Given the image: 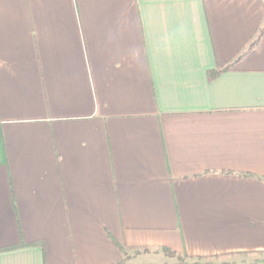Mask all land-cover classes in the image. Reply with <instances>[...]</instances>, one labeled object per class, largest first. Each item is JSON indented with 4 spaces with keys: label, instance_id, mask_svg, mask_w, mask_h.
Listing matches in <instances>:
<instances>
[{
    "label": "crops",
    "instance_id": "crops-1",
    "mask_svg": "<svg viewBox=\"0 0 264 264\" xmlns=\"http://www.w3.org/2000/svg\"><path fill=\"white\" fill-rule=\"evenodd\" d=\"M263 23V0H0V264H262Z\"/></svg>",
    "mask_w": 264,
    "mask_h": 264
},
{
    "label": "trees",
    "instance_id": "trees-1",
    "mask_svg": "<svg viewBox=\"0 0 264 264\" xmlns=\"http://www.w3.org/2000/svg\"><path fill=\"white\" fill-rule=\"evenodd\" d=\"M263 33H264V23L261 26V28L258 30L257 34L255 35V38L250 43V46H253L256 42H258V39L261 37ZM218 72L219 70H214V71L209 72L208 78L214 77ZM165 253L170 254L167 250H165ZM178 260L181 261V263H184L185 262L184 260H187V257L184 255L182 257H178ZM123 262H124V259L121 260L117 264H123ZM190 264H234V262H215L213 258H200V259L191 261ZM249 264H254V263L250 262ZM262 264H264V262Z\"/></svg>",
    "mask_w": 264,
    "mask_h": 264
},
{
    "label": "rangeland",
    "instance_id": "rangeland-1",
    "mask_svg": "<svg viewBox=\"0 0 264 264\" xmlns=\"http://www.w3.org/2000/svg\"><path fill=\"white\" fill-rule=\"evenodd\" d=\"M263 2H264V0H263ZM138 260L141 261L142 259L141 258H138Z\"/></svg>",
    "mask_w": 264,
    "mask_h": 264
}]
</instances>
